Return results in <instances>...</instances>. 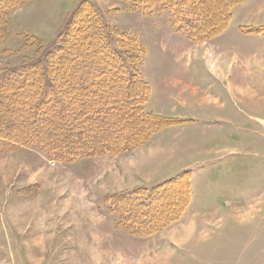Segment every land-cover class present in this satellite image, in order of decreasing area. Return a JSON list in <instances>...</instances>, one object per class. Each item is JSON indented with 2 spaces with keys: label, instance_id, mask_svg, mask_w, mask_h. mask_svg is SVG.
Masks as SVG:
<instances>
[{
  "label": "rangeland",
  "instance_id": "1",
  "mask_svg": "<svg viewBox=\"0 0 264 264\" xmlns=\"http://www.w3.org/2000/svg\"><path fill=\"white\" fill-rule=\"evenodd\" d=\"M81 1L26 0L0 9V68L35 58ZM92 1L113 30L141 45L146 81L158 67L167 70L164 85L181 82L188 63L197 82L187 106L194 122L165 125L146 142L178 145L176 165L187 170L139 173L159 183L189 171L190 201L179 220L139 237L118 226L104 200L146 185L108 174L132 150L72 161L33 144L0 151V264H264V34L243 29L264 28V0H242L226 28L201 41L186 39L163 6ZM148 101V109L160 105L157 90Z\"/></svg>",
  "mask_w": 264,
  "mask_h": 264
},
{
  "label": "trees",
  "instance_id": "2",
  "mask_svg": "<svg viewBox=\"0 0 264 264\" xmlns=\"http://www.w3.org/2000/svg\"><path fill=\"white\" fill-rule=\"evenodd\" d=\"M25 1L0 0V9ZM240 2L143 0L169 10L190 41L222 32ZM243 29L264 34L262 27ZM143 56L134 38L108 25L96 2L82 0L35 58L0 68V151L33 144L61 161L114 155L146 144L165 125L184 122L144 109L150 87L139 69ZM190 178L183 171L104 200L119 227L149 236L181 218L190 201Z\"/></svg>",
  "mask_w": 264,
  "mask_h": 264
},
{
  "label": "crops",
  "instance_id": "3",
  "mask_svg": "<svg viewBox=\"0 0 264 264\" xmlns=\"http://www.w3.org/2000/svg\"><path fill=\"white\" fill-rule=\"evenodd\" d=\"M163 62H164V59H162V66L165 65V63ZM187 64L188 63L186 61L184 63V69L180 75L181 82L177 80H173L171 78L172 83L168 85H164L165 80L163 79V77H165L164 75H166L167 73V70H162V74H160L159 71H161V69H158V67H152L150 69V76H148L149 78H147L148 81H146L145 79L144 80L147 83L150 82L151 86L148 83L150 87V94H152L154 90L155 91L157 90L158 93L160 94V99H162V101H160V105L158 107L153 108L151 106L148 109L147 104L149 103V101L147 100L148 102L146 101V103L144 104V109L146 111L152 112L154 114L164 116V117H170V118H176L179 120H183V121H186L187 123L194 122L193 111H191V108L187 106L191 105V100H192L191 98L197 95L194 85L192 84V83H197V82L192 81L191 76L187 75V71H186ZM213 65L214 64H212V66ZM155 66H159V64L158 65L155 64ZM217 71H215V75H220L219 71L218 73H216ZM185 81H186V85H183V82ZM166 88L170 89V92H168L167 94L163 93ZM168 103L171 104L170 109H169ZM179 106L182 108L181 111L177 109ZM168 111H170L171 113ZM172 111L174 112L176 111V112L173 113ZM157 141H158L157 139L152 138L148 145L145 144V145L136 147L130 152V154L124 155L122 157H118L119 159H117L116 161L117 166L115 167L116 169L115 172L110 171V173H108L110 178H113V180H116L118 174H120L124 182H126V180L127 181L129 180L130 182V180H132L133 177H137L138 183H141V184L144 183L146 185H151V184H155V182L149 180V178L145 180V177H143V175H141L139 172L144 173L146 169L152 170L154 166L158 167L159 170L162 169V172H165L164 170H167L169 168L172 170L173 173H176L180 170H187L186 168L181 166L182 164L176 165V163H178L177 157L178 155L180 156L181 154L179 150H177L179 148H176L178 147V145L170 148V144L167 143V141L162 140V143L157 142ZM156 151L157 153H155ZM174 157H176V161L168 160ZM111 158L115 159L116 157L114 156ZM138 162L139 164L142 163V165L136 166ZM155 175L152 174L151 178L156 179L157 178L156 176H159V175H156V176ZM129 187H132V185L129 184ZM119 190H122V189H119ZM119 190H115V191H119Z\"/></svg>",
  "mask_w": 264,
  "mask_h": 264
}]
</instances>
